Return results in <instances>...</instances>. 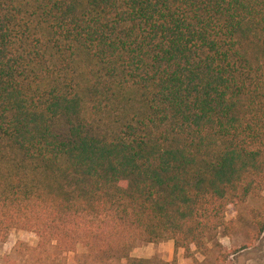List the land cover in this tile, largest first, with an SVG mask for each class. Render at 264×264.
Listing matches in <instances>:
<instances>
[{
  "label": "trees",
  "instance_id": "trees-1",
  "mask_svg": "<svg viewBox=\"0 0 264 264\" xmlns=\"http://www.w3.org/2000/svg\"><path fill=\"white\" fill-rule=\"evenodd\" d=\"M250 199L260 237L264 0H0L3 243L217 258Z\"/></svg>",
  "mask_w": 264,
  "mask_h": 264
},
{
  "label": "rangeland",
  "instance_id": "rangeland-1",
  "mask_svg": "<svg viewBox=\"0 0 264 264\" xmlns=\"http://www.w3.org/2000/svg\"><path fill=\"white\" fill-rule=\"evenodd\" d=\"M262 204L261 200L250 199L245 205L230 207L227 221H235L237 233L230 239H223L222 232L219 235L224 246L217 255L220 261L216 257L204 258L196 251V261L191 260L189 264H264V234L258 237L251 216V211ZM169 242L172 241L164 244ZM144 246H140V250L137 248L132 256L151 257L154 264H180L178 252L173 255L171 251L160 252L158 246ZM85 254L86 250L79 247L73 253L54 255L53 250L41 249L35 233L20 230L13 231L6 243L0 240V264H86L82 258Z\"/></svg>",
  "mask_w": 264,
  "mask_h": 264
},
{
  "label": "crops",
  "instance_id": "crops-1",
  "mask_svg": "<svg viewBox=\"0 0 264 264\" xmlns=\"http://www.w3.org/2000/svg\"><path fill=\"white\" fill-rule=\"evenodd\" d=\"M223 239H229V238L223 237ZM145 246H147V245H145ZM153 246H158V249H159L160 252H165V251H169L170 252L171 251L173 255L178 252V257H181L180 258V264H189L190 263L189 261H191V259H188V258L185 257V251L184 250H178L177 251L175 249V243L173 241L172 242H169L167 244L166 243L165 244L163 243L161 245L158 244V245H153ZM138 249L140 250L141 248H138ZM138 249H136V250H138ZM194 252H196V249H194ZM143 253H144V251H143ZM198 254L199 255H202L200 252H198ZM198 254H197V256H198ZM132 257H134V256H132ZM134 258L151 260V257H148V256L147 257H143V258H141L140 256H137V257H134Z\"/></svg>",
  "mask_w": 264,
  "mask_h": 264
}]
</instances>
